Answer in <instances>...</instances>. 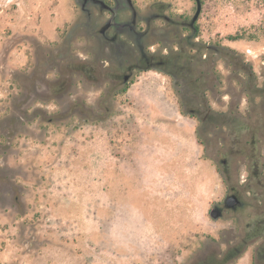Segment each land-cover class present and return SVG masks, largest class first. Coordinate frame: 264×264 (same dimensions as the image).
Instances as JSON below:
<instances>
[{
  "label": "rangeland",
  "instance_id": "rangeland-1",
  "mask_svg": "<svg viewBox=\"0 0 264 264\" xmlns=\"http://www.w3.org/2000/svg\"><path fill=\"white\" fill-rule=\"evenodd\" d=\"M92 1L0 0V264H255L253 218L211 211L241 189L244 137L264 159V0H201L196 41L241 71L215 59L198 117L156 69L178 46L165 18L196 1ZM134 14L145 35L111 42Z\"/></svg>",
  "mask_w": 264,
  "mask_h": 264
},
{
  "label": "trees",
  "instance_id": "trees-1",
  "mask_svg": "<svg viewBox=\"0 0 264 264\" xmlns=\"http://www.w3.org/2000/svg\"><path fill=\"white\" fill-rule=\"evenodd\" d=\"M115 2H117V7L118 0H115ZM165 19L173 29L172 37L174 36L175 43L178 46L177 49L161 57L160 65L156 69L172 80L173 88L180 95L179 106L183 113L198 117L201 107L205 108L207 104L206 96L210 90L208 82L209 67L213 65L215 59L223 58L231 66L241 71L239 67L241 56L231 48L224 46L217 48L196 41L199 38V28L192 24V21L188 24L180 18L166 17ZM148 21L147 26H150L151 20L148 19ZM137 24L136 21V26ZM186 27L191 30L192 34L184 37L180 29ZM133 39L136 41V36H133ZM210 53L212 55L208 57ZM204 56L206 57L203 58ZM207 112V115L202 118L203 123H213L219 119L218 116L212 114L210 108L207 109Z\"/></svg>",
  "mask_w": 264,
  "mask_h": 264
},
{
  "label": "flooded vegetation",
  "instance_id": "flooded-vegetation-1",
  "mask_svg": "<svg viewBox=\"0 0 264 264\" xmlns=\"http://www.w3.org/2000/svg\"><path fill=\"white\" fill-rule=\"evenodd\" d=\"M86 3H92V0H83ZM86 4L84 8L87 9ZM136 15L132 17V21L126 22L124 24H116L113 20L109 21L108 24L103 27L104 30H110L113 26L115 30V35L111 38V42L117 40L118 35L129 34L133 36H144V32H138L136 30ZM143 33V34H142ZM121 50H118L120 52ZM264 136V133L262 134ZM256 137V136H255ZM260 137V136H259ZM258 138V137H257ZM241 152L243 153V171L241 175V189L227 188L226 196L222 203L213 206V209L219 213L221 217L225 212L233 210H241V216L245 219L252 217L253 220H248L244 225V229L241 230V238L243 239L241 244V249L247 247L251 239L259 238L262 241L255 247V264H264V159L261 158L260 161L254 164L248 160L251 156L250 139L244 137L241 142ZM256 153L255 151H253ZM230 196H235L238 199V204L236 207L228 209L226 208V199ZM254 210V216H251L249 210ZM218 217V218H219ZM240 249V250H241ZM213 254V253H212ZM210 264H229V260H219L218 257L213 254ZM204 259V260H203ZM200 264H208L205 258H201Z\"/></svg>",
  "mask_w": 264,
  "mask_h": 264
},
{
  "label": "water",
  "instance_id": "water-1",
  "mask_svg": "<svg viewBox=\"0 0 264 264\" xmlns=\"http://www.w3.org/2000/svg\"><path fill=\"white\" fill-rule=\"evenodd\" d=\"M195 1H196V4H197V11H196L195 16L192 19V24H195L196 21L199 19V16H200L201 10H202L201 0H195ZM127 79L128 78H126V80ZM225 204H226V208H228V209L234 208L238 204V199L235 196H230V197H228L226 199V203ZM211 217L213 219H217L219 217V213L217 211H215V210H212L211 211Z\"/></svg>",
  "mask_w": 264,
  "mask_h": 264
},
{
  "label": "crops",
  "instance_id": "crops-1",
  "mask_svg": "<svg viewBox=\"0 0 264 264\" xmlns=\"http://www.w3.org/2000/svg\"><path fill=\"white\" fill-rule=\"evenodd\" d=\"M181 113V112H180ZM99 211H100V209H99ZM98 213V212H97ZM99 214H101L100 212H99Z\"/></svg>",
  "mask_w": 264,
  "mask_h": 264
}]
</instances>
